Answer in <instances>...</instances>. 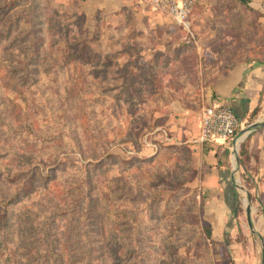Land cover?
Returning a JSON list of instances; mask_svg holds the SVG:
<instances>
[{"label": "rangeland", "instance_id": "rangeland-1", "mask_svg": "<svg viewBox=\"0 0 264 264\" xmlns=\"http://www.w3.org/2000/svg\"><path fill=\"white\" fill-rule=\"evenodd\" d=\"M80 1L33 0L30 19V4L19 0L18 27L28 30L26 39L40 45L39 53L26 70L31 80L20 78L24 70L0 69V164L11 169L19 156L33 154L35 163L44 166L42 173L51 177L47 189L9 207L6 241L14 246L16 264H34L39 254L65 264L68 252L77 256L73 264H227L221 228L210 216L223 194L207 190L211 165L186 138L176 139L171 127L181 120L187 128L195 126L208 105L205 89L215 73L239 63H264V0H196L184 24L146 2L148 22L128 10L112 16L87 10L85 16ZM10 14L0 15V28ZM82 38L93 39L92 47L103 55L94 68L85 64L88 53L69 58ZM8 51L18 54L15 48L4 54ZM240 122L236 133L249 121ZM67 129L72 141L56 138ZM233 140L222 146L231 147ZM242 143L235 154L226 149L225 161L218 164L226 170L238 164L231 184L237 194L235 217L237 212L243 216L244 202L258 199L246 197L247 178L236 162ZM106 154L113 155L111 160L89 174L96 197L102 180L127 192L108 189L115 197L116 243L107 216L87 207L85 217L72 223L74 241H69L59 228L62 222L50 218L53 203L62 198L63 188L68 194L81 190L82 167ZM56 161L80 167H52ZM177 182L182 185L174 187ZM12 192L13 186L0 178V194L7 198ZM47 221L54 228L44 239L34 230ZM28 253L35 254L31 262L25 261Z\"/></svg>", "mask_w": 264, "mask_h": 264}, {"label": "crops", "instance_id": "crops-1", "mask_svg": "<svg viewBox=\"0 0 264 264\" xmlns=\"http://www.w3.org/2000/svg\"><path fill=\"white\" fill-rule=\"evenodd\" d=\"M80 4L85 16L87 10L90 12L100 10L101 14L106 16L128 10L131 15L144 18L146 22L151 20L150 12L142 0H81ZM163 15L172 19L166 14ZM205 101L208 105L214 103L230 105L239 121H249L246 128L254 122L262 123L258 128L246 133L242 140L241 146L245 144L247 160L243 163L239 156L240 167L247 178L246 194L250 198V194L256 195L258 199L256 202L251 199L252 201L243 204L241 206L244 210L243 216L237 212V217L231 213L237 207V194L231 185L233 183L231 172L235 179L238 166L226 170L225 167L218 165L220 161H225L226 149L232 146H222L225 142H197L200 115L193 123L195 126H192V129L183 126L182 120L174 121L171 129H174L176 139L182 141L186 138L183 141L188 142L189 147L199 152L202 161L204 159L211 165L210 173L205 174L204 185L209 192L223 194L222 202L216 203L214 209L210 211V216L212 224L221 228V240L228 253L227 264H264V63L256 61L239 63L230 69L215 73L205 89ZM257 106L258 112L251 115ZM179 124L182 126L179 127ZM246 206L250 210L249 214Z\"/></svg>", "mask_w": 264, "mask_h": 264}, {"label": "trees", "instance_id": "trees-1", "mask_svg": "<svg viewBox=\"0 0 264 264\" xmlns=\"http://www.w3.org/2000/svg\"><path fill=\"white\" fill-rule=\"evenodd\" d=\"M19 0H0V15H7L10 14L11 9H15L13 13L10 14L11 20H6L5 23L2 24L0 28V69L2 67H7V72L11 71H18L24 70V73L20 75V78H24L27 80H31V78L28 76L31 73H29V70L26 73L27 68L29 65L33 64L35 62V58L37 57L39 53V46L37 42L35 44H32L30 40L26 39L28 37V30L21 31L20 27H18L20 20L18 21L19 14H16V10L19 8V5L17 4ZM27 3H29L30 10V19H31V13L34 12L36 8V4L33 3V0H27ZM195 5V4H194ZM194 7V6H193ZM124 10H121V12ZM96 12H99L100 15L101 12L97 10ZM121 12H119L121 14ZM98 14V15H99ZM99 15V16H100ZM78 17V15H77ZM33 18V15H32ZM28 25H30V20L27 22ZM93 40V39H92ZM87 38L80 39V42L78 43V47L75 50L74 60L79 59L80 57H84L85 53L90 54L88 60H84L85 64H88L91 68H94L96 66V63L100 60V57H103L102 53L99 52L97 48L92 47L94 41ZM92 42V43H91ZM18 47V49L16 48ZM15 48V51H18V54H15L14 52L8 51L6 54H4L5 50H9ZM110 57V56H109ZM83 63V62H82ZM10 65V66H8ZM218 72V71H217ZM29 73V74H28ZM34 80H32L30 83H32ZM26 84H23L22 87L24 88ZM23 93V91H21ZM93 98H96L94 96ZM259 107H255L251 113V115H254L258 112ZM90 128V127H89ZM59 136H63V140L65 142L72 141V131L67 129L64 133H58L56 138ZM52 138L48 139L49 142L52 140ZM55 139V138H54ZM53 139V140H54ZM52 140V141H53ZM74 142H71L69 144H73ZM33 154L27 155L24 154V156H19L18 161L16 163V167L14 168H8L4 164H0V178L4 179L5 181L9 182L13 186V192L7 196V198H4L2 194H0V232L2 233L0 236V264H16L17 260L15 257L14 252V246L11 244H8L6 239L8 238V232L7 230L9 227V217L11 216L10 211V205L16 204L20 202L25 196H28L32 194L33 192H36L37 190H44L47 189L50 185L51 177L49 174L44 175L43 169L44 166L40 165L36 159H34ZM112 154H106L100 160L98 161H91L88 166H83V178L79 180L78 185H80L81 190H77L78 192L74 194H68L66 189H62L61 191V199L58 202L53 203V212L50 214V218L52 221H60L62 222V225H59V228L62 230H65L67 233L66 238L69 241H74L72 239V223L74 220H81L85 217V207L88 209L90 208L92 211L96 212L99 211L104 215L107 216V220H110V232L113 236V243L115 245L116 238H115V227L116 224H113L112 220L115 218V208H114V193L111 190H108L109 188L114 189H123L121 195H126L127 192L125 188L120 186L114 181L110 180H102L98 181L97 184L99 185L100 191L98 196H95V183L92 182V177L90 176L91 170L98 168L99 164H101L104 161H109L112 158ZM239 156L241 162H245L248 158L247 150L245 149V144L241 146L239 151ZM99 159V158H98ZM23 161L21 163L20 161ZM80 167L77 163L73 162H54L52 167ZM53 181V180H52ZM182 184L177 182L174 183V187H180ZM107 188L106 190L104 188ZM105 190V191H104ZM66 194L65 197H63ZM97 199L102 201L101 206L97 203ZM252 199V196H251ZM71 201L75 205H70ZM80 202H82L80 206ZM91 204V205H90ZM27 215H30L28 212H25ZM121 214H126V211H123ZM54 228L52 223L45 222L43 226L38 227L34 230H40L41 234L40 236L42 238H47L50 234V229ZM58 228V229H59ZM208 232V231H207ZM209 233V232H208ZM69 241H65L64 247H68ZM51 241L48 242L47 245H51ZM77 248H79L80 251H85V246H82L80 244H76ZM120 251L123 253V256L126 255V249L123 248V245L118 247ZM39 250V249H38ZM38 250L34 252L36 255L38 253ZM40 252L44 251V248H41L39 250ZM35 254L28 253L25 257L26 262H31L33 260V257ZM77 256L72 255L70 256V252L65 254V264H73L77 258ZM87 260L89 258L86 256ZM61 262V259H60ZM34 264H55L52 257L44 258V255L39 254L38 259ZM89 264V263H88Z\"/></svg>", "mask_w": 264, "mask_h": 264}, {"label": "built area", "instance_id": "built-area-1", "mask_svg": "<svg viewBox=\"0 0 264 264\" xmlns=\"http://www.w3.org/2000/svg\"><path fill=\"white\" fill-rule=\"evenodd\" d=\"M153 10L184 24L196 0H142ZM200 129L197 142L222 143L233 138L240 121L232 107L225 103L205 106L200 113Z\"/></svg>", "mask_w": 264, "mask_h": 264}, {"label": "water", "instance_id": "water-1", "mask_svg": "<svg viewBox=\"0 0 264 264\" xmlns=\"http://www.w3.org/2000/svg\"><path fill=\"white\" fill-rule=\"evenodd\" d=\"M261 125H262V123L254 122L251 125H249L248 128H246V127L245 128H240L239 132L236 133V135L234 136L235 140H233V145H232L231 151H233V153L235 154L236 149H237L236 147H237V145H239V141H242L241 137L243 136L242 139H244V137L246 136V133L250 132V130H252V129L258 128ZM236 160H237L236 162L238 163L239 159L236 158ZM237 166H238V164H237ZM231 179H232V181H234L232 172H231ZM246 197H247V200L249 201L250 197H249L248 194H246ZM244 204H246V202H244ZM246 211H247V214H249L250 210H249V208L247 206H246Z\"/></svg>", "mask_w": 264, "mask_h": 264}, {"label": "bare ground", "instance_id": "bare-ground-1", "mask_svg": "<svg viewBox=\"0 0 264 264\" xmlns=\"http://www.w3.org/2000/svg\"><path fill=\"white\" fill-rule=\"evenodd\" d=\"M243 137V136H242ZM242 137H241V139H242Z\"/></svg>", "mask_w": 264, "mask_h": 264}]
</instances>
